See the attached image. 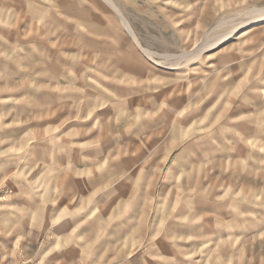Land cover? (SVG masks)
I'll return each mask as SVG.
<instances>
[{
    "label": "rangeland",
    "instance_id": "obj_1",
    "mask_svg": "<svg viewBox=\"0 0 264 264\" xmlns=\"http://www.w3.org/2000/svg\"><path fill=\"white\" fill-rule=\"evenodd\" d=\"M256 13L264 0H0L2 264H264V166L202 145L264 156V16L228 33ZM194 145L200 161L178 162ZM197 195L225 204L221 232L194 227Z\"/></svg>",
    "mask_w": 264,
    "mask_h": 264
},
{
    "label": "crops",
    "instance_id": "obj_2",
    "mask_svg": "<svg viewBox=\"0 0 264 264\" xmlns=\"http://www.w3.org/2000/svg\"><path fill=\"white\" fill-rule=\"evenodd\" d=\"M246 136H247V134H246ZM198 138L199 137H197V139ZM208 138H211L214 141H208V142H205L202 144L205 148L206 154H209L211 156H215L218 159H225V157H226V160H229V157L233 156L230 158L240 159L241 161L243 160V162L245 164H247L248 166L250 165L252 168H261L264 166L263 153H260V151H258L257 148L250 147V148L242 149V148H240L241 146L236 144L237 148L234 147L233 149H228V148H230L229 144L232 143V141H230V143H229L228 141L220 139L218 137V134L213 136V137H208ZM197 139L195 138L192 141L196 144L201 145V143L198 142ZM199 145H197V148L199 150L197 153L198 156L203 154V150H204V149L201 150ZM196 150L197 149L194 145L193 149L183 148L178 153L175 152L174 155L175 156L177 155L176 159H179L178 162H180L181 164L186 163L185 162L186 160H192L195 162H199L201 158L191 156L192 151L196 152ZM176 151H177V149H176ZM230 153H233L234 155H232ZM195 158H197V159H195ZM202 159H206V157H203ZM227 187H228V185L226 186V188ZM224 189H225V187H224ZM223 193H224L223 189H218L215 194L218 195V198H221L219 196L222 195ZM247 200H248L247 198L239 200V207H240L241 212H244V210L248 209ZM234 204H236V203H234ZM187 205L193 206L195 208L194 213L199 215L201 218V220L194 227H196L199 230L205 229V231H207V230H213V231L215 230L216 232L222 231L221 229H223V228H221L220 225L211 224V220L214 221V223H215V219L213 217H211L210 215H212V214H224L226 210H225V208H223V206H225V204H221L220 202H215V201H214V203L208 204L205 201H200V197H199V195H197V197L194 199H191L190 204H187ZM262 211H263V208H262V210H260L259 213H262ZM259 228H262V226H259L256 229H259ZM239 229H241V230L246 229L247 230L248 227L241 225L239 227ZM216 239H217V241H219L220 237H217ZM2 262H4V261H0V264H2ZM4 264H6V263H4Z\"/></svg>",
    "mask_w": 264,
    "mask_h": 264
},
{
    "label": "bare ground",
    "instance_id": "obj_3",
    "mask_svg": "<svg viewBox=\"0 0 264 264\" xmlns=\"http://www.w3.org/2000/svg\"><path fill=\"white\" fill-rule=\"evenodd\" d=\"M112 3H113V2H112ZM257 12H258V11H257ZM258 13H261V12H258ZM258 13L250 15L249 18H247L246 20L244 19V21H240V22L237 23L236 25L230 27L229 30H228V33L231 32V31H233L235 28L240 27L241 25H243V23H244V24L246 23V25H247L249 22L258 19V18L261 17V16H264V14H258ZM223 19H224V18H223ZM223 19H222V20H223ZM225 19H226V18H225ZM225 19H224V20H225ZM222 22H223V21H222ZM219 25H221V23H220ZM127 26H128V25H127ZM130 32H131V31H130ZM225 35H227V33H225V34H223V35H222V34H219V36L217 37V39H216L215 41H213V42H216L217 40L226 37ZM228 35H229V34H228ZM216 36H217V35H216ZM206 42H207V41H206ZM209 44H212V41H211V42H208V45H209ZM208 45H207V46H208Z\"/></svg>",
    "mask_w": 264,
    "mask_h": 264
}]
</instances>
